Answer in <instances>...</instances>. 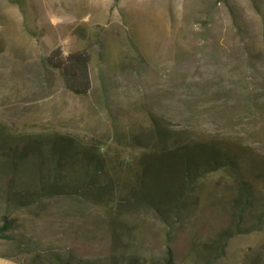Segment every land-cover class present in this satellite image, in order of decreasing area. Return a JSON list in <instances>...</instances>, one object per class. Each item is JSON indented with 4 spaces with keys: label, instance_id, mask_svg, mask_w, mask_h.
<instances>
[{
    "label": "rangeland",
    "instance_id": "obj_1",
    "mask_svg": "<svg viewBox=\"0 0 264 264\" xmlns=\"http://www.w3.org/2000/svg\"><path fill=\"white\" fill-rule=\"evenodd\" d=\"M54 51L90 55L86 96L67 90L48 62ZM155 120L264 156V0H0V140L14 147L21 137L68 135L130 171L140 154L132 137ZM10 176L0 174V223L7 216L14 237L56 249L73 264H264V223L207 261L233 225L225 172L204 179L196 209L170 223L143 211L118 216V200L95 206L58 196L14 208ZM256 185L254 217L264 207V181ZM7 245L0 242V258ZM6 263L18 264L0 259Z\"/></svg>",
    "mask_w": 264,
    "mask_h": 264
},
{
    "label": "trees",
    "instance_id": "obj_2",
    "mask_svg": "<svg viewBox=\"0 0 264 264\" xmlns=\"http://www.w3.org/2000/svg\"><path fill=\"white\" fill-rule=\"evenodd\" d=\"M48 62L60 71L67 90L79 96L89 93L90 55L87 52H73L62 58L54 51ZM19 143L10 147L7 141L0 140V161L4 165L0 174L12 175L7 198L14 208L23 210L43 198L58 196L78 197L95 206L118 200V216H133L143 211L170 223L181 221L196 209L197 190L204 179L225 172L234 189L233 225L224 228L216 239V254L207 258L208 263L223 256L227 242L235 235L260 230L264 223V207L259 208L256 217L251 212L257 209L256 184L264 181V171H261L264 156L235 142L189 138L155 120L147 133L132 137V145L138 147L140 154L134 159L131 172L116 169L105 160L100 148L85 145L72 136L31 135L21 137ZM29 173L31 182L20 183V176L26 178ZM256 220L257 223L251 224ZM11 230L12 220L6 216L0 223V242L8 244L11 250L3 252L1 258H13L18 264H73L56 249L41 248L24 236L16 238ZM130 264L148 263L131 258ZM164 264L171 261L165 258Z\"/></svg>",
    "mask_w": 264,
    "mask_h": 264
},
{
    "label": "crops",
    "instance_id": "obj_3",
    "mask_svg": "<svg viewBox=\"0 0 264 264\" xmlns=\"http://www.w3.org/2000/svg\"><path fill=\"white\" fill-rule=\"evenodd\" d=\"M1 260H10V259H6V258H0ZM6 264H12V263H6Z\"/></svg>",
    "mask_w": 264,
    "mask_h": 264
}]
</instances>
